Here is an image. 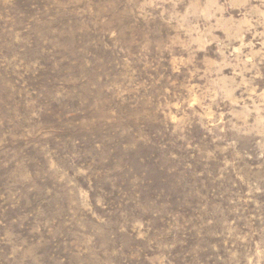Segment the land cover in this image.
<instances>
[{
    "label": "rangeland",
    "instance_id": "rangeland-1",
    "mask_svg": "<svg viewBox=\"0 0 264 264\" xmlns=\"http://www.w3.org/2000/svg\"><path fill=\"white\" fill-rule=\"evenodd\" d=\"M0 264H264V0H0Z\"/></svg>",
    "mask_w": 264,
    "mask_h": 264
}]
</instances>
